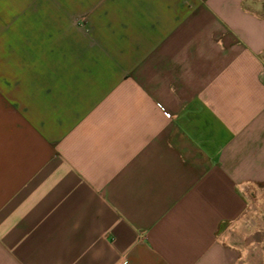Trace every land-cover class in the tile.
Listing matches in <instances>:
<instances>
[{
  "label": "crops",
  "instance_id": "obj_1",
  "mask_svg": "<svg viewBox=\"0 0 264 264\" xmlns=\"http://www.w3.org/2000/svg\"><path fill=\"white\" fill-rule=\"evenodd\" d=\"M39 2L0 40V264H264V0Z\"/></svg>",
  "mask_w": 264,
  "mask_h": 264
},
{
  "label": "rangeland",
  "instance_id": "obj_2",
  "mask_svg": "<svg viewBox=\"0 0 264 264\" xmlns=\"http://www.w3.org/2000/svg\"><path fill=\"white\" fill-rule=\"evenodd\" d=\"M39 1L41 0H35L33 4V0H0V40L10 38L5 36L4 31L16 27L20 22L19 18L25 17L28 11H42L43 5ZM1 31L4 32L3 35Z\"/></svg>",
  "mask_w": 264,
  "mask_h": 264
}]
</instances>
